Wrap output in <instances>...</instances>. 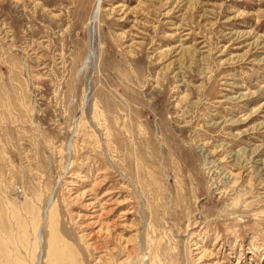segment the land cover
Returning a JSON list of instances; mask_svg holds the SVG:
<instances>
[{
  "label": "rangeland",
  "instance_id": "1",
  "mask_svg": "<svg viewBox=\"0 0 264 264\" xmlns=\"http://www.w3.org/2000/svg\"><path fill=\"white\" fill-rule=\"evenodd\" d=\"M94 4L0 0V264H264V0Z\"/></svg>",
  "mask_w": 264,
  "mask_h": 264
},
{
  "label": "bare ground",
  "instance_id": "2",
  "mask_svg": "<svg viewBox=\"0 0 264 264\" xmlns=\"http://www.w3.org/2000/svg\"><path fill=\"white\" fill-rule=\"evenodd\" d=\"M102 0H95V4L91 13V17H90V22L93 23L95 21H97L98 16L100 14V10L102 8V4H101ZM95 20V21H94ZM53 213V211H52ZM49 215V214H47ZM50 218V216H49ZM53 222V221H52ZM53 224H51L52 226ZM50 226V225H49ZM50 226V227H51ZM52 230V229H51ZM53 231V230H52ZM55 233V232H52ZM57 234V233H56ZM55 234V235H56ZM37 235V234H36ZM60 236V235H59ZM61 237V236H60ZM38 238V237H36ZM56 238V237H55ZM59 238V237H58ZM57 239V238H56ZM38 240V239H37ZM60 240V239H59ZM53 241V240H51ZM38 242V241H37ZM50 242V239H49ZM56 242V240H55ZM54 242V243H55ZM61 242V241H60ZM53 243V242H52ZM59 243V242H58ZM67 245V244H66ZM49 246V245H48ZM60 246V244H59ZM50 246L49 251H48V255L47 256V260L49 261V264H76L77 262L75 261L74 257H70L69 255V248L67 249V247L65 245H62L61 247L56 246V248ZM2 250V249H1ZM48 250V249H47ZM8 251V250H7ZM71 251V250H70ZM5 252V250H4ZM2 253V252H1ZM47 253V252H46ZM71 253V252H70ZM7 254V253H6ZM5 254V256H6ZM73 254V253H71ZM2 255V254H1ZM11 255V254H10ZM52 255V257H51ZM54 255V256H53ZM9 256V255H8ZM73 256V255H72ZM76 257V256H75ZM17 263V262H16ZM20 263V262H19Z\"/></svg>",
  "mask_w": 264,
  "mask_h": 264
}]
</instances>
